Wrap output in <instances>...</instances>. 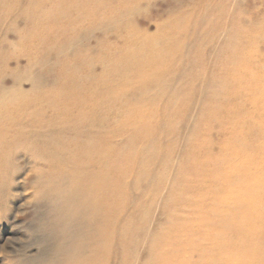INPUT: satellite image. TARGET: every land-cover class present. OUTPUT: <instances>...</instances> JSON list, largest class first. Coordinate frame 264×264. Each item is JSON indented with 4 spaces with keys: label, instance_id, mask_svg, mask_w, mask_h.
<instances>
[{
    "label": "rangeland",
    "instance_id": "rangeland-1",
    "mask_svg": "<svg viewBox=\"0 0 264 264\" xmlns=\"http://www.w3.org/2000/svg\"><path fill=\"white\" fill-rule=\"evenodd\" d=\"M80 94L93 101L88 115L107 117L118 176L134 181L150 239L174 248L170 264L184 263L182 254L233 264L242 240L222 241L237 224L223 225L237 209L228 200L238 192L248 210L264 211L256 207L264 198V0H1L0 100L18 104L2 125L63 117L57 107ZM8 144L0 150L25 147ZM15 163L11 177L0 171L10 177L0 264L35 262L54 242L34 181L48 164L21 152ZM142 251L134 264H143Z\"/></svg>",
    "mask_w": 264,
    "mask_h": 264
},
{
    "label": "bare ground",
    "instance_id": "bare-ground-1",
    "mask_svg": "<svg viewBox=\"0 0 264 264\" xmlns=\"http://www.w3.org/2000/svg\"><path fill=\"white\" fill-rule=\"evenodd\" d=\"M210 18H213L212 14ZM184 74L181 73L180 77ZM80 95L81 98H72L68 104L57 107L63 117H46L39 112L42 114L28 121L19 119L3 125L1 114L9 108H18V104L15 105L13 98L4 97L0 100V147L7 143L14 147L21 144L25 147L16 149L17 153H25L32 163L40 160L48 164L47 168H34L35 172L41 174L34 181L36 196L48 209V217L42 223V229L46 234L54 236L52 251L50 255L25 264H134L132 257L138 259L143 253L140 252L142 247L145 249L143 264H170L167 257L173 253L174 248H168L162 241H157L154 235L150 239L151 234L142 222L146 215L145 203L141 201L137 209L135 207L137 189L133 185L134 181L125 179L121 182L118 176L116 168L119 161L112 158V138L103 130L107 117L97 119L96 114L88 115L89 105H93V101ZM112 95L115 96L113 99H118L116 94ZM47 102L51 103L49 100ZM49 105L55 107L58 104ZM17 153L0 150L1 175L8 173L12 176ZM246 176L247 181L251 180V177ZM10 177L0 179V209L3 210ZM242 181H245L244 176ZM139 182L142 184L144 181L140 178ZM225 190L235 191L231 187H225ZM228 203L237 206V209L223 225L227 228L234 221L237 224L230 230L232 236L222 241L224 244L228 242L237 245L242 240L241 247L234 248L233 254L238 259L233 264H264V211L248 210L247 200L238 192L233 194ZM262 205L264 198H259L256 207ZM192 234L193 231H189L186 236V239L192 241L190 252L198 250ZM172 237L178 238L176 234ZM165 238L170 237L165 235ZM223 243L219 242L220 245ZM215 244H218L217 239ZM175 251L178 253V250ZM199 253L201 259H208L209 255ZM247 253L253 256L249 258L250 261L244 260ZM158 254L160 257L156 260ZM182 256L185 259L184 263L179 259L180 264L199 263L192 261L190 254ZM212 256L219 264V257Z\"/></svg>",
    "mask_w": 264,
    "mask_h": 264
}]
</instances>
